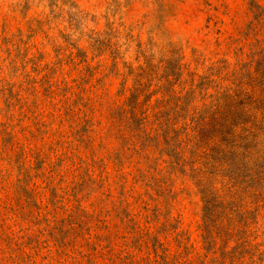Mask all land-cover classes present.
I'll return each mask as SVG.
<instances>
[{
    "label": "rangeland",
    "instance_id": "1",
    "mask_svg": "<svg viewBox=\"0 0 264 264\" xmlns=\"http://www.w3.org/2000/svg\"><path fill=\"white\" fill-rule=\"evenodd\" d=\"M251 2L0 0V264H125L128 254L137 261L147 256L145 239H137L167 219L201 240L197 188L179 179L176 198L161 195L166 163L156 162L158 152L149 151V161L138 154L115 112L139 82L152 104H165L173 90L204 117L212 99L204 98L202 76L214 61L233 62L234 48L248 42ZM251 130L238 144L250 166L261 167L264 131ZM232 142L219 136L199 147L198 166L218 187L237 172ZM141 169L151 178L136 189L150 195L135 204L139 227L129 232L123 188ZM230 192L234 225L264 250V181ZM215 236L208 262L222 259L223 237ZM242 262L250 255L227 260Z\"/></svg>",
    "mask_w": 264,
    "mask_h": 264
},
{
    "label": "trees",
    "instance_id": "2",
    "mask_svg": "<svg viewBox=\"0 0 264 264\" xmlns=\"http://www.w3.org/2000/svg\"><path fill=\"white\" fill-rule=\"evenodd\" d=\"M251 4L253 12L257 10V13L245 34L248 42L234 48L233 62L229 58L214 61L209 66L208 74L202 76L203 85L207 84L206 88L212 89L210 95L208 90L204 93V98L212 99L210 103L202 105L206 112L204 117L199 118L198 106L191 108V104L182 102L184 97L173 90L165 104L161 100L152 104L147 93L149 88L139 82L135 83L132 95L115 112L119 129L133 149L148 161L149 151L158 152L156 162L162 160L166 163L161 171L165 174L166 185L161 195L176 198L174 184L181 179L183 183L194 184L204 203V222L199 227L201 240H192L188 231H178L177 224H171L167 219L162 228L154 232L149 228L142 238L137 239L136 244L145 239L147 256L135 261L134 256L128 254L125 264H227L228 259L233 263L247 254L251 258L250 264L264 263L262 244L254 243L247 230L234 225L231 214V189L244 184L252 187L264 181V166H250V160L247 161V156L241 152L245 146L238 144V141H246L254 135L251 127L262 133L264 131V7L255 0ZM169 84L173 85V80L169 79ZM143 95L145 99L140 100ZM219 136L233 138L231 154L237 164V172L229 175L231 179L228 185L222 184L221 187L214 182L213 176H208L198 166L201 144H210ZM141 171V174L134 175L133 185L128 190L127 185L123 188L126 199L123 201L125 205L121 220L129 232H136L139 227L137 217L140 213L134 212L137 208L135 204L143 196L150 195L149 191L143 193L136 189L142 177H150L149 172ZM240 177L244 178L242 182H239ZM226 187L230 188L226 190ZM244 190L248 192L247 188ZM130 197L135 201H127ZM215 232L223 237L222 259L215 258L208 262V253L215 244ZM163 233H171L172 240H168L167 235L166 239L161 238ZM232 241L234 245H231ZM197 242L204 246L199 247ZM201 248H205L207 253H203ZM126 260L129 262L126 263Z\"/></svg>",
    "mask_w": 264,
    "mask_h": 264
}]
</instances>
